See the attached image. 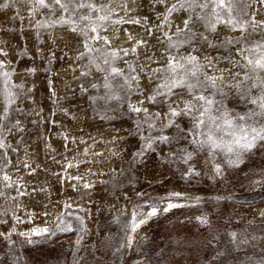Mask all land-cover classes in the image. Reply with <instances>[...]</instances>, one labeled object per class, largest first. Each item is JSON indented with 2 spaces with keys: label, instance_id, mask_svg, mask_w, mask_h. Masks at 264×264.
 <instances>
[{
  "label": "rangeland",
  "instance_id": "rangeland-1",
  "mask_svg": "<svg viewBox=\"0 0 264 264\" xmlns=\"http://www.w3.org/2000/svg\"><path fill=\"white\" fill-rule=\"evenodd\" d=\"M97 3L110 13L100 31L108 43L89 40L88 52L84 37L53 23L68 17L59 6L35 10L27 0H0V264H264V147L229 164L235 154H210L191 143L204 136L189 132L190 115H170L169 105L184 108L186 92L145 99L167 76L154 70L191 55L201 80L205 73L225 77L226 95L215 108L260 111L231 85L233 74L243 79L248 71L238 50L264 42V29L241 33L218 25L212 32L211 8L190 6L191 0ZM233 3L237 19L264 21V0ZM93 60L123 75L109 76L105 88L107 72ZM7 92L15 101L10 106ZM130 105L148 111L135 113ZM256 121L264 116L248 123ZM159 136L168 142L153 140L144 150L145 138ZM170 203L180 206L163 211ZM153 207L157 215L131 232L133 213L146 218ZM43 228L49 232L32 234Z\"/></svg>",
  "mask_w": 264,
  "mask_h": 264
},
{
  "label": "snow or ice",
  "instance_id": "snow-or-ice-1",
  "mask_svg": "<svg viewBox=\"0 0 264 264\" xmlns=\"http://www.w3.org/2000/svg\"><path fill=\"white\" fill-rule=\"evenodd\" d=\"M27 2L29 4H34L36 6L35 10L51 8L55 5L59 6L62 12L68 13L67 18L61 16L59 21H54L53 23L59 22L62 25H67L71 32L84 37V47L87 48L88 52L93 51L88 45L89 40L98 41L102 39L105 43H108V38L106 36H100V31L105 28V22L110 21V13L106 11L105 4L97 3V0H27ZM161 2L163 3L164 0H161ZM7 6V4L3 5V7ZM190 6H198L202 9L211 8L210 17L208 18V27L212 32L216 31L218 25H224L233 31L239 30L241 33L247 32L249 27H251L253 31H255L257 27L264 29V21L257 22L254 18L251 21H242L233 16V0H203V2L191 0ZM181 7H183V5H181ZM82 10H86V14ZM174 10L175 6L169 9V12ZM200 19H205V17H200ZM111 22L121 23L123 21ZM81 23L83 27L80 26ZM185 25L187 26V21ZM89 33L93 35L90 36ZM205 39L207 38L205 37ZM228 43H232V40L229 39ZM95 51L100 52V49H95ZM238 51L243 60L246 61V64L242 65V67L247 68L248 71L245 72L243 79H239V73L233 74V79L236 82L232 84L231 87L236 89L237 95L245 104L256 106L260 111L249 109L248 112L241 115L239 113H233L226 108L223 111L219 108H215L216 105L223 104V97L226 95L221 87L225 81V77L223 75L209 76L205 73L203 80H201V66L199 65L197 57L191 55L181 58L184 62L172 57L167 62L166 68L154 70L157 73L166 72L167 76L161 78L163 82L155 86L152 95L145 97L148 101L155 103L158 97H171L176 95L177 90H180L181 93L186 92L190 96V99L182 101L184 108L177 111L169 105L170 115L172 117L190 115L192 119V129H189V132L195 130L196 137L201 135L204 136L203 140L193 138L191 143L197 144L200 148L207 147L210 150V154H214L217 150L226 155L235 154V160H228L229 164L235 165L242 162L241 157L244 153L251 152L258 146L264 147V122L256 121L255 123H248L254 116H264V42L254 44L250 47H242ZM83 55H85V53H81V56ZM117 55L116 52L111 53L113 58ZM92 63L97 71L102 73L107 72V75L104 77L106 83L103 86L105 88L110 87L107 83L109 76L118 77L123 75V71L119 68H104L101 67L100 64H96L94 60ZM103 64L109 65V60L105 58ZM4 76H8V73H4ZM247 81H252V83L246 85ZM92 87L95 88L97 85L93 84ZM198 89H200V91H197ZM209 89L214 91L211 92L210 95H205V92H208ZM253 89H256L258 94H253ZM217 92L220 93L221 100L215 99ZM5 99L7 100L8 106L15 102L11 92L6 93ZM99 99H104V97H99ZM108 99H119V97L110 96ZM0 103H3V101H0ZM140 103L142 104L143 101H140ZM129 107L130 111L135 113L142 111L147 113L148 111L146 108L132 105ZM7 110V107L3 108L5 115L7 114ZM172 123H174V121L170 120L169 124L165 126L169 127ZM149 127L152 128L154 125L150 124ZM202 128L207 130L201 132L200 130ZM145 140L144 150H151L153 140L166 143L169 137H148L145 138ZM0 147H3L2 143H0ZM137 155H143V151L137 153ZM190 158L191 154H189V159ZM216 171L219 173V166H217ZM4 179L8 180L9 177L5 176ZM85 187H88V185L86 184ZM0 195H2V193H0ZM172 195L179 196L180 193H174ZM179 206L180 205L170 203L163 211L167 212L171 208ZM157 212L158 209L153 207L150 212L146 213V218L138 220L136 214L133 213V219L130 224L131 232H136L141 225L147 222V218L157 215ZM202 222L206 223V221ZM66 230L69 229H61V231ZM48 232V228L32 230V234L34 235H44ZM52 234L54 235L55 233ZM20 235L27 236L28 234L20 233ZM231 236L233 240H235L236 234L232 233ZM130 245L131 237L129 238V246Z\"/></svg>",
  "mask_w": 264,
  "mask_h": 264
},
{
  "label": "bare ground",
  "instance_id": "bare-ground-1",
  "mask_svg": "<svg viewBox=\"0 0 264 264\" xmlns=\"http://www.w3.org/2000/svg\"><path fill=\"white\" fill-rule=\"evenodd\" d=\"M116 30H117V29H116ZM115 32H116V31H115ZM117 32H118V31H117ZM120 32H121V31H120ZM123 33H124V32H123ZM120 34H121V33H120ZM121 37H122V36H121ZM137 37H138V36H137ZM137 37H136V39H137ZM134 42H135V41H134ZM127 43H128V42H127ZM74 125H75V124H74ZM72 126H73V125H72ZM73 136H74V135H73ZM73 139H74V138H73ZM74 140H75V139H74ZM30 143H31V142H30ZM34 143H35V141H34ZM34 143H33V144H34ZM46 143H47V142H46ZM21 144H22V143H21ZM35 145H36V144H34V146H35ZM31 146H32V145H31ZM75 146H76V145H75ZM75 146H74V147H75ZM48 148H49V147H48ZM27 149H28V148H27ZM46 149H47V148L45 147V150H46ZM85 149H86V148H85ZM49 150H50V149H49ZM49 150H48V151H49ZM41 151H42V150H41ZM46 151H47V150H46ZM84 151H85V150H84ZM75 153H76V152H75ZM79 153H80V152H79ZM33 154H35V153L33 152ZM48 154H49V153H48ZM37 155H38V154H37ZM34 156H35V155H34ZM47 156H48V155H47ZM58 158H59V157H58ZM42 159H43V158H42ZM71 159H72V158H71ZM38 160H39V159H38ZM81 161H82V160H81ZM85 163H86V162H85ZM80 167H81V166H80ZM40 168H41V167H40ZM46 169H48V168H46ZM46 169H45V171H46ZM48 170H50V169H48ZM148 170H149V169H148ZM82 172H83V171H82ZM84 173H85V172H84ZM85 174H86V173H85ZM57 176H58V175H57ZM179 183H180V182H179ZM64 197H65V196H64ZM61 198H62V197H61ZM31 200H32V198H31ZM28 202H29V201H28ZM32 202H33V200H32ZM50 205H51V204H50ZM52 206H53V208H55L54 205H52ZM52 206H51V208H52ZM59 206H60V205H59ZM263 207H264V206H263ZM53 208H52V209H53ZM260 209H261V207H260ZM261 210H262V209H261ZM262 211H263V210H262ZM262 211H261V212H262ZM47 212H48V211H47ZM44 214H45V213H44ZM50 214H52V213H50ZM48 215H49V214H48ZM38 221H39V220H38ZM38 221H37V222H38ZM36 225H37V224H36Z\"/></svg>",
  "mask_w": 264,
  "mask_h": 264
}]
</instances>
